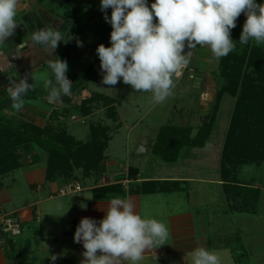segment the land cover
Here are the masks:
<instances>
[{"label": "rangeland", "instance_id": "rangeland-1", "mask_svg": "<svg viewBox=\"0 0 264 264\" xmlns=\"http://www.w3.org/2000/svg\"><path fill=\"white\" fill-rule=\"evenodd\" d=\"M147 1L154 3V0ZM263 1L264 0H258V2ZM30 4L32 6L36 5L34 2H30ZM23 5L17 6L16 19L18 26L15 30V34L5 42L4 46L0 47V105L3 104V107L10 106L12 103L5 91V88L8 86L9 77L18 81L25 75H29L28 82L32 83L33 81L30 74L33 73L34 90L32 91L36 92V94V90H38L39 94H48L43 88V81L50 77L51 70L40 67L37 63L35 67H33V61H37L40 58L45 60L49 57H47V54L35 51L29 41L32 31L40 28L41 25L39 26L36 24L34 28L32 25V23H34V18L30 19V22L27 23L28 26L25 24V19H28L32 13L29 14L26 9L27 4L24 3ZM42 6L43 7L41 8H45V11L48 13L50 9L56 7L51 6L49 3ZM37 8L36 5L33 12L35 13V11L38 10L37 12L41 13L39 12L41 9ZM99 9L100 0H74L63 9H58L54 12V18L56 20L57 18L61 19L59 16H62V20H65V16L70 19L71 26L77 31V33L73 35V38H78L83 41L85 47L83 52H86L88 59L95 56L93 58L94 61H99L96 58L98 57L96 56V48L100 43L103 42L107 47L111 46L110 33L112 28L111 25L104 20V13ZM111 11V8L107 10L109 17ZM40 15L42 16V14ZM42 17H44L47 22L51 18L46 14ZM239 20L240 18L236 21V27L231 30V39L235 43H239L240 34L245 22L240 20L239 23ZM153 22H158L157 18L154 17ZM72 32L73 28L70 32L66 30V36L71 35L69 33ZM99 39L100 41H98ZM251 43L255 44L253 41H251ZM244 46L239 44L240 51L245 49ZM59 48H61L60 45ZM66 49V44L62 47L60 52L57 48L54 56L63 59V55L65 54V56L68 57L65 52ZM2 54H4V57L7 56V58H2ZM199 54L203 53L199 51L197 57ZM201 58L202 57H200V59ZM82 59L84 60V58ZM88 59H85L86 62ZM64 60L68 62L69 70L66 75L73 82L72 84H74V82L80 84V81H84L85 83V85H83L85 87L80 88V91L77 93H73L70 98L64 97L62 105L58 104V102L55 103V105H59V110H63L64 108L68 109L67 116L60 118L63 120L60 123L66 126L68 125L67 130L69 134L73 135L78 140H85L90 135L91 127L100 129L106 126L111 129L110 134L115 135L116 131L114 130L117 128L115 122H118L119 117L115 122L110 120L106 116L107 112L104 104L94 103L93 105H88V96L95 92H100L106 96L122 100V106L119 107L117 111L119 112L120 120L123 124L119 129L118 134L115 136L111 144H109L110 147L107 151L109 159L107 160L106 158L105 160L108 161L110 171H113L114 173L117 172L120 179H125L127 177L126 170L129 167L139 168L144 171L156 161L161 160L151 151H149V153L145 152L144 154H138L140 143L144 140L141 138V134H148L152 138H158V132L161 128L168 125H174L192 128L194 132L193 136L195 137L200 131H203L206 128L205 126L211 122L213 117L216 118V110L215 112H208L209 110H206L201 105L200 92H202L203 86L198 84V82H200V79L202 80V78H197L193 81L189 80V82L184 80L181 88L173 90L174 94L172 97L168 98L163 104H155L152 101L151 93L136 92L130 85L125 84L122 78L115 86L104 85L102 84L100 68L97 67L98 72H95L92 68L86 69L85 66H83L85 64L83 62L80 63L77 60L69 61L68 59ZM219 61L212 59L209 63L199 61H197V63L198 66L201 67L200 69L203 68V71H209L210 74L212 71L214 75L218 76L216 79L219 84V89L224 91L226 87L229 86L230 80L227 77L225 78L220 75ZM94 64V62H91V66ZM85 89L86 91L84 92ZM225 95L227 96L228 94ZM32 100L33 101H30V103L27 104L32 107H38L41 112L40 117L47 120L50 117V115H48V118H46L49 109L42 104V101L36 102L34 100L37 99ZM234 100L236 104V98H234ZM223 104L224 105L217 117V122L212 126V132L209 136L207 146L203 147L205 148L204 150H201L202 148H197L196 152L201 155L199 157L200 162L198 163L197 161V163H192V161L189 160L191 155H187L191 148H185L182 156L184 155V157H187L185 158L186 160L183 159V163L167 167L168 172L170 173L169 175H171L173 171H176L178 174L185 176H207L211 179L220 178L219 169L220 167L222 168L223 144L226 139L225 137L227 135L230 114L232 112L230 111L233 105L232 97H225ZM90 106H93L94 109L92 113H90L91 115H89L91 118H88L87 120L82 117L83 115L79 112L85 107L86 109L88 108V110H91ZM23 108L20 111H16L10 107L8 111L5 112V115L10 118H13V116L27 118L32 115L29 110L26 112ZM48 113L50 114L51 112L49 111ZM72 117H76L77 119L75 120L80 122L73 121ZM53 131L55 130L53 129ZM21 153L23 159H25L24 161L28 164L25 168L4 177L5 188L3 191L6 192L7 195L4 198L5 204L2 205V212L10 213L11 211L18 210L19 216L22 221L25 222V238L34 244L35 231L40 229V227L43 229V232H46L47 236L48 233L53 235V233L56 234L66 229V224L61 223V221L57 222V219L54 220L53 218L58 212L57 215L63 216L62 219H66V205H64V203H66V197H56V199H59L52 202H46L45 200L48 197L46 194L35 196V191L31 188L33 176L30 174L34 168L31 165L29 166V164L39 162L37 164L38 168L35 170L36 174H46L45 170L47 168L49 155L47 152L36 146L21 151ZM202 154H204V156H202ZM111 160L114 165H111ZM105 161L103 162L105 165L101 164L100 166L101 171H99L98 174L91 176V178H87L82 169H76L75 175L77 180L81 183H84L86 178L93 179L96 183L102 181L103 174H105L102 173V170L106 168ZM202 165L210 166V168H201L200 166ZM44 166L45 169H43ZM238 174V181L240 183L244 185H253L254 183H257L259 189L261 188L262 198L259 203L260 206H258L259 217L251 216L246 213H236L231 210L230 213H228L227 209H230L229 203L224 200L220 189L217 187L208 189L206 193L208 196L205 195V200L204 198H199V203L208 206L209 203L213 202L212 208L214 209H212V211H218L215 212L214 215L211 214L212 211L208 212L210 217H212L211 220H208V223L210 221L212 226L211 231H213L214 234L212 236L214 247H212V250H209L215 251L220 257V264H264V165L260 167H241ZM36 178V182L39 183H42L45 180H43L41 176ZM64 183L66 184V182ZM84 187H88V185L84 184ZM210 193L211 197H209ZM207 197H209V199ZM40 202L41 204L39 205L38 210L41 213L42 222L41 224H37L31 222L33 221L31 218L35 216L31 205ZM203 205L200 206L202 207ZM197 223L200 230L207 229L206 220H203L202 217H199V222ZM244 224L245 226L243 227ZM240 227H242V229H240L241 232L238 230ZM184 237V241L182 242L185 247L184 250L193 251L197 247H202V242L195 244L194 238H192L190 234L184 233ZM18 242H20V240Z\"/></svg>", "mask_w": 264, "mask_h": 264}, {"label": "clouds", "instance_id": "clouds-1", "mask_svg": "<svg viewBox=\"0 0 264 264\" xmlns=\"http://www.w3.org/2000/svg\"><path fill=\"white\" fill-rule=\"evenodd\" d=\"M17 5L18 0H0V47L15 34ZM99 10L112 28L111 46L100 44L96 48L102 84L115 86L122 78L136 92L151 93L155 104L173 96V76L189 65L198 46L207 48L216 61L236 49L231 30L241 13L246 20L239 44L250 40L264 44V3L257 4L256 0H155L150 7L147 0H100ZM68 39L58 25L51 24L32 31L29 39L35 51L49 57L44 62L51 70L50 77L43 81V88L54 103L72 95L73 84L66 75L68 62L54 56L60 43ZM77 46H83L78 38ZM30 76L32 83L28 82L29 75L18 81L9 77L5 91L16 111L23 108L25 96L34 90L33 73ZM168 237L165 223L142 218L131 200L114 196L101 220L81 218L73 240L85 249L80 264H137L147 250L164 245ZM190 255L192 264H220L216 252L205 247L195 248ZM49 259L54 264L58 255Z\"/></svg>", "mask_w": 264, "mask_h": 264}, {"label": "crops", "instance_id": "crops-1", "mask_svg": "<svg viewBox=\"0 0 264 264\" xmlns=\"http://www.w3.org/2000/svg\"><path fill=\"white\" fill-rule=\"evenodd\" d=\"M30 2L36 3L37 7L42 10V11L39 10V12L41 13H38L37 12L38 10H36L34 13L33 11L35 10L34 7H36V5L32 6ZM72 2H70L69 4H71ZM24 3L27 4L26 9L28 10L29 14L32 13V15L28 19H25V22H26L25 24L29 23L31 18H34L33 20L34 23H32L34 28L36 24H38L39 26L41 25V27L48 25V24L58 25L59 30L65 36H66V30L70 32V30L73 28V32L69 33L71 35L66 36L69 38L67 40V43H64V42L60 43L61 48L58 47L59 52L62 49V47L65 46L66 44L67 49L65 50V52L67 53L68 57L65 56L64 54L63 59H68L69 61L77 60L80 63L83 62L85 63L83 66H85L86 69H89L91 67V62H94L95 64L92 65V67L95 70V72H98L97 67L100 68L99 58L96 57L97 60L99 61L93 60L95 56L88 59L86 52H83L85 49L84 43L82 47L77 46V38H73V35L76 34L77 31L75 30L73 26H71L72 24L70 23V19L66 16H65V20L64 19L62 20V16H59V18L61 17V19L57 18L56 20L54 18V15H55L54 12H56L58 9H63L64 7L60 8L57 5L50 3L48 1H46L45 3H40L38 2V0H18L17 6L23 5ZM46 3H49L51 4V6H56V7L54 9H50L48 13L45 11V8H41L43 7L42 5ZM147 3L149 7L152 4L149 1H147ZM256 3L261 4V3H264V1L258 2V0H256ZM40 14H42V16L44 14L49 15L51 18L47 22L45 21L44 17H42ZM239 18L242 21L246 20V16L244 13H241V15L237 18V20ZM240 20H239V23H240ZM154 23H157V22H154ZM98 41H100V39ZM100 44H103V42ZM185 51H187V49H185ZM199 51H201L203 54H199L197 57V54ZM1 57L3 58L4 54H2ZM200 57L202 58L200 59ZM4 58H7V56H5ZM82 58H84V60ZM85 59H88L87 61L88 63L86 62ZM212 59H213L212 54L207 48H200L198 46L196 49H194L191 62L187 66V70L183 73L182 76H177L176 74L173 76V81L175 84V87L173 90L177 88H181V85L184 80H187L189 82V80L193 81V80H196L197 78H202V80L200 79V82H198V84H201L203 86V90L202 92H200L201 93L200 95L201 105L206 110H209L208 112H215L216 110V113H215L216 118L214 121V123L216 124L219 112L222 106L224 105L223 102H224L225 97H232V96L225 95L224 97H222L220 102H218V95H219V92L221 91V89H219V84L216 79V77L218 78V76L214 75L212 71H211V74L209 73V71L208 72L203 71V68L200 69L201 67L198 66L197 61L209 63ZM44 61H45L44 59L40 58L36 61V63L40 67L47 68ZM219 68H220V61H219ZM219 73H220V69H219ZM76 84L77 83L74 82L72 87H74ZM85 91L86 89L84 90V92ZM95 94H100L104 97L111 99L114 102L113 106L116 107L117 110L119 107L122 106V100H119L118 98H114L111 96H106L100 92H95L93 94H90V96H88L89 99L92 98V96ZM43 97L37 100H34V101L36 102L42 101L43 102L42 104H44L49 109L51 113L49 114L48 113L49 111L47 112L46 118H48L47 116L50 115V117L47 120L40 117L41 112L39 111L38 107H32L29 104H27L33 100L25 101L24 106H23L24 107L23 110H25L26 112L29 110L32 115L27 118L18 117V116L17 118H20L24 121H27L28 123H32L38 127L43 128L51 120V117L55 111H63L67 109V108L66 109L64 108L63 110H59L58 108L59 105H55L54 102H51L47 98L48 96H45V98ZM232 99H233V105H232V109L230 110L232 112L230 114L229 125H230L233 111L235 108V100L233 97ZM62 101L58 102V104L62 105ZM117 116L119 117V120L118 122H115L117 124V128L114 130L116 131V133L115 135L110 134V137H111L110 144L115 138V136L118 134V131L122 127V124H123L120 120V115L118 111H117ZM82 117H84L87 120L88 118H91V116H87V117L82 116ZM75 122H80V121L75 120ZM229 125H228V129H229ZM168 126H171V125H168ZM177 127H185V126H177ZM161 130L162 128L159 130L158 133H160ZM71 136L74 137L73 135ZM140 136L142 139H144L143 142L145 140L152 141V148L148 149L147 152L149 153V151H151L155 155L154 147L157 142L156 139L158 138L156 137L152 138L148 134H141ZM75 139L78 142L89 141L91 139V130H90V135L85 140H78L77 138ZM142 143H140L139 148L142 146ZM204 149L205 148H202L201 150H204ZM107 151H106V158L108 160L109 156L107 154ZM196 151H197V148H191L189 154H187V155H191L189 157V160H191L192 163H197V161L198 163L200 162L199 157L201 155H199ZM202 156H204V154H202ZM185 158L187 157H184V155L183 156L181 155V158L179 159V161L173 164H167V163H164L162 160H158L152 166L145 169L144 171H142L139 168L129 167L126 170L127 177L125 179H120L118 177L117 172L114 173L113 171H110L108 161H105L106 168L102 170V173H105V174H103L102 181L100 182L98 181L97 183L94 182L93 179H86L84 183H81L78 180L69 181V182H66V184L62 182L50 183V182H47L46 180V174L44 173L43 175L36 174L35 170L38 168V166L37 164L33 165L32 167L34 169L32 170V173L30 174L33 176L32 181H31V188L35 191L34 193L35 196H40V195L42 196L46 194L48 196L47 199L45 200L46 202H49V201L52 202L59 198L66 197V203H64V205H66V219H62L63 216L57 215L58 212L56 213V215L53 216L54 220L57 219V222L61 221V223L66 224V229L56 234L53 233V235L48 233V236H47L46 232H43V229L40 227V229L35 231V240L33 244L30 240H26L25 238V227H24L25 222L22 221L23 235L19 239L20 242H18L19 241L18 240L16 244L0 247V264H53V262L49 259V257L52 254L58 255V259L54 262V264H80V261L83 259L81 254L85 251V249L83 248L82 243L74 242L73 237H74L75 229L77 225L79 224L81 218L83 217H91L98 221L104 217L105 211H107L108 204L111 198L110 199H95L93 195V190L95 188L116 185V184L123 185L124 192L120 197L131 200L135 205V211L138 214H140L142 218L156 219L158 221H161L166 224L169 230V237L165 241V244L162 246L155 245L153 246V248L147 250L144 253L143 259L137 262V264H192V258L190 255L192 251H189L186 249L184 250L185 247L182 244V242L184 241L183 238H185L184 233L190 234V236L194 238L195 244L202 242V247H205L211 250L213 249L212 247H214V241L212 238L214 234H213V231H211L212 226L210 224V221L208 223V220H211L212 218L210 217V214H208V212L214 209L212 208L213 202L209 203V205L206 206V205H203L202 203H199L200 201L199 198L201 199L204 198L205 200L206 196H208V194H206L208 189L210 188L213 189L214 187H217L218 189H220L225 201H227V197H226V194L223 188L224 179L221 175L220 166H219L220 167L219 169L220 178L219 179H211V178H208L207 176L205 177L204 176H200V177L185 176L182 174H178L176 171H173V173L169 175L170 173L168 172L167 167H170L171 165H177L178 163L179 164L183 163L184 160H186ZM110 162H111V165H114L112 163V160ZM103 165H105V163ZM200 167L210 168V166H207V165H202ZM43 169H45V166ZM130 169L134 170L135 172L134 175L137 176V180L129 179ZM37 175L41 176L43 180L44 179L45 180L42 183L36 182L37 180L36 177H38ZM73 182L79 184L83 191L79 193L71 194L68 196L60 195V190L64 188L65 186H67L68 184H71ZM147 182L162 183V185L165 184V186L171 187L172 189H175V190L170 191V192L143 193V191L147 189V186H144ZM3 183H4V180H3ZM84 184H87L88 187H84ZM250 186L259 189V185L257 183H254L253 185H250ZM4 188H5V184H4L2 191H0V211L1 212H2V205L5 204L4 198L7 195L6 192L3 191ZM56 197H59V198L56 199ZM209 197H211V193L209 194ZM209 197L207 198L209 199ZM261 198H262V191H261ZM40 204L41 202L33 203L31 205L33 207V214L35 215L31 218V220H33L31 222L33 223L41 224L42 222L41 213L38 210V207ZM81 205H86V207H81ZM200 205H203V206L201 207ZM227 211L228 213H230V209H227ZM215 212H218V211L213 210L211 214L214 215ZM5 214L19 215V212L18 210H14V211H11L10 213H5ZM250 215L259 217L258 211L257 213L250 214ZM199 217L200 218L202 217L203 220H206L207 229L200 230V228H198L197 222H199ZM244 226L245 224L243 225V227ZM240 229H242V227L238 229L239 232H241ZM244 236H247V235H244ZM36 239L39 241H37ZM122 264H128V262H122Z\"/></svg>", "mask_w": 264, "mask_h": 264}, {"label": "trees", "instance_id": "trees-1", "mask_svg": "<svg viewBox=\"0 0 264 264\" xmlns=\"http://www.w3.org/2000/svg\"><path fill=\"white\" fill-rule=\"evenodd\" d=\"M46 1L63 8L73 0H38L40 3ZM240 47L237 42L236 49L220 60V75L227 77L231 84L229 82V86L219 92L218 102L225 94L236 98L224 142L221 170L230 210L250 215L258 211L261 190L240 183L238 173L244 166L264 165V44H252L250 40L243 51H240ZM90 68L93 69L92 66ZM83 85L84 81H80V84L72 87V94L85 87ZM36 91L37 94L34 91L29 92L24 98L25 101L48 96ZM94 103L104 104L106 116L114 122L118 120L117 109L111 99L95 94L89 99L88 105ZM3 106L0 105V191L4 187L5 176L27 166L28 163L24 161L21 151L31 149L33 146L39 147L49 155L46 168L47 182L64 183L77 180L75 171L78 168L84 171L87 178L101 171L100 166L106 160V151L111 141L109 127L104 126L100 129L91 127V139L87 142H78L68 134L67 126L60 123V118L67 116L68 109L55 111L51 120L42 128L15 116L13 118L6 116L5 112L11 105ZM90 107L91 110L85 107L79 113L85 117L91 115L94 108ZM212 119L195 137L193 129L189 127L162 128L154 153L164 163L173 164L179 161L185 148L206 147L215 121L214 117ZM38 163L33 162L29 166ZM134 174V170L130 169V180H137ZM144 186H147V189L143 193L175 190L157 182H147ZM123 190L122 184H116L95 188L93 195L95 199H110L114 196L120 197Z\"/></svg>", "mask_w": 264, "mask_h": 264}, {"label": "built area", "instance_id": "built-area-1", "mask_svg": "<svg viewBox=\"0 0 264 264\" xmlns=\"http://www.w3.org/2000/svg\"><path fill=\"white\" fill-rule=\"evenodd\" d=\"M187 67L182 69L177 76H182ZM73 120L77 119L72 117ZM63 121V120H61ZM82 188L77 183H71L60 190V195L68 196L82 192ZM23 235V223L17 214L0 213V247L16 244L18 239Z\"/></svg>", "mask_w": 264, "mask_h": 264}, {"label": "water", "instance_id": "water-1", "mask_svg": "<svg viewBox=\"0 0 264 264\" xmlns=\"http://www.w3.org/2000/svg\"><path fill=\"white\" fill-rule=\"evenodd\" d=\"M152 148V141L150 140H145L143 143H142V146L140 147V150L138 152V154H143L145 152L148 151V149H151Z\"/></svg>", "mask_w": 264, "mask_h": 264}]
</instances>
